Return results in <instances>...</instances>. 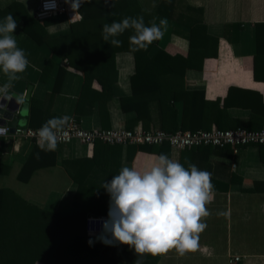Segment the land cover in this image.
Masks as SVG:
<instances>
[{"label":"crops","instance_id":"1","mask_svg":"<svg viewBox=\"0 0 264 264\" xmlns=\"http://www.w3.org/2000/svg\"><path fill=\"white\" fill-rule=\"evenodd\" d=\"M11 1L0 0V6L5 7ZM24 1L30 15L35 17L34 11H29L31 0ZM139 1L150 11L162 2ZM165 3L172 6L173 16L158 15L155 19L157 24L161 18L168 20L167 30L157 48L187 56L191 47L192 19L202 21L206 33L218 38L216 58H207L202 69L187 68L183 79L170 78V83L171 80L176 82L177 93L197 89L204 91L205 98L210 101L221 99L223 104L228 99L231 103L225 110L228 127L248 128L253 121L262 124L258 129H263L264 78L260 80L255 74L264 77V60L256 65L255 56L258 54L256 24L264 23V0H166ZM235 23H241L242 29L233 31ZM70 25L69 18L52 22L47 31L52 37H59L70 32ZM23 27L24 22L17 21L13 35L29 61L26 70L17 74V80L23 79L33 87L26 126L41 127L53 117H76L84 72L71 66L66 57L58 56L46 44L37 43ZM205 36L202 31L197 39ZM260 38L264 39L263 33ZM49 60L53 66L44 80L42 74ZM115 61L116 69L110 73L114 95L108 102L109 117L103 120L99 102H96L94 110L82 115L79 121L85 128H127L133 124V129H143L144 122L140 119L135 124L130 123L137 112L124 111L120 100L123 96L133 95L132 76L137 70L135 54L118 52ZM61 67L65 74L60 91L55 93L54 85ZM168 78L165 76L163 80ZM6 81L7 77L0 72V86ZM101 84L94 79L95 89L102 90ZM181 97L175 101L179 121L185 106ZM33 99L37 100V105L32 110ZM153 101L151 129L160 127V107L158 100ZM208 113L205 109L206 116ZM213 127L217 125L213 124ZM36 145L23 137L0 138V264L7 256V247L13 244V239L7 236L9 231L16 233L29 228L38 220L40 210L74 213L82 207L87 211L86 219L108 216L110 196L102 188L103 182L111 181L124 166L141 172L148 170L161 153L178 160L186 168L191 163L211 172L214 191L206 205L211 214L202 218L207 228L200 234L199 248L183 256L170 250L157 255V264H231L230 260L235 256L241 257L236 264H264V145H247L237 151L231 147L179 150L169 145L137 147L103 142L90 145L73 140L65 145L58 144L53 151L56 153L55 164L37 168L29 181H22L19 174ZM111 255L126 263L133 258L116 248L111 250ZM34 264L46 263L37 260Z\"/></svg>","mask_w":264,"mask_h":264},{"label":"trees","instance_id":"2","mask_svg":"<svg viewBox=\"0 0 264 264\" xmlns=\"http://www.w3.org/2000/svg\"><path fill=\"white\" fill-rule=\"evenodd\" d=\"M165 1L162 0L158 7L150 11L139 0H82L77 9L79 19L71 22L69 33L59 37H52L47 31V26L52 22L68 20L67 14H56L40 21L30 15L25 4L20 0H12L5 7L0 6V21L8 13H12L16 21L24 22V31L37 43L46 44L58 56L66 57L71 66L82 70L85 78L76 105L75 118L79 121L82 115L92 112L96 102H99L100 114L105 120L109 117L108 102L114 95L110 73L116 69V54L130 51L129 37L134 32L128 29L115 37L122 41V45L116 47L103 40L102 26L113 21L119 22L125 17L143 16L146 25L155 20L158 15L172 18V6L166 5ZM192 21L194 23L190 24L192 27L191 47L187 56L171 54L164 49L157 48L159 40L153 42L147 50L141 49L133 52L137 68L132 76L133 95L123 96L120 99L124 111L135 110L137 112V116L130 123L135 124L140 119L144 122L143 129H151L154 122L150 107L156 99L160 107V129L169 132L179 129H211L213 124L222 129L230 128L225 122V110L231 104L228 99L223 104L221 99L210 101L205 98L204 91L197 89L184 90L182 94H178L175 89L177 88L175 80H171L170 83V78L183 79L187 68L202 69L207 58H216L218 55V38L207 34L205 24L199 19H192ZM242 27L241 23H235L233 31H238ZM256 29L258 54L255 56V63L257 65L259 61L264 60V39L260 38V34H264V23H257ZM202 31L206 36L197 39ZM52 66L53 62L49 60L42 79L48 78ZM64 74L65 69L61 67L54 85L55 93L60 91ZM165 76L169 78L163 80ZM255 77L260 80L264 78L257 74ZM94 79L102 83V90L99 91L93 87ZM180 95L185 101L181 121L178 120L179 110L175 104V101L180 99ZM36 105L37 100L33 99L32 110ZM205 109H208L210 113L208 116L205 115ZM261 127L262 124H254L251 121L248 128ZM127 128L133 129L134 126L129 124ZM41 151L36 145L19 174L20 180L27 182L37 168L55 164V152ZM37 152H40L41 161L35 158ZM40 211L38 220L29 225V228L22 229L20 232L16 231V233L14 230L9 231L7 236L13 239V244L7 247V256L1 264H34L37 260L46 264H134L137 260V254L129 246L116 242L106 245L97 239L99 236L89 235L86 228L87 211L85 208L79 207L74 213ZM89 240L93 241L91 245ZM113 248L131 254L133 256L131 262L126 263L113 257L111 255ZM158 259V256L145 254L142 257V264H157Z\"/></svg>","mask_w":264,"mask_h":264},{"label":"clouds","instance_id":"3","mask_svg":"<svg viewBox=\"0 0 264 264\" xmlns=\"http://www.w3.org/2000/svg\"><path fill=\"white\" fill-rule=\"evenodd\" d=\"M69 2V0H65ZM82 0H73L71 8L79 9ZM45 3V9L50 8ZM168 26L167 18L145 24L143 16L125 17L121 21L102 26L103 40L119 47L122 41L115 38L132 29L129 37L130 51L147 48L163 38ZM17 21L12 13L0 21V72L7 81L0 86V98L11 100L8 95L12 81L29 65L25 51L17 46L14 31ZM19 98V97H18ZM71 118L53 117L36 130L40 150L57 149L61 133ZM40 159L39 152L35 154ZM110 196L108 219L103 222L100 242H113L129 246L137 254L134 264H142L145 254L157 256L170 250L183 256L199 248L200 234L207 228L202 218L211 213L206 207L212 199L214 185L212 173L188 164L186 168L167 154L157 156L156 163L143 172L124 166L111 181L103 182ZM110 236V238H109ZM93 241L89 240L91 245Z\"/></svg>","mask_w":264,"mask_h":264},{"label":"built area","instance_id":"4","mask_svg":"<svg viewBox=\"0 0 264 264\" xmlns=\"http://www.w3.org/2000/svg\"><path fill=\"white\" fill-rule=\"evenodd\" d=\"M51 6L45 9V3ZM73 0L64 4L61 0H39L35 11V17L44 21L56 14H67L71 22L79 19L77 10L71 8ZM68 124L61 133L59 143L67 144L77 140L84 144H95L103 142L106 144H120L123 146L131 145H150L161 146L169 144L179 150L209 146L212 148L231 147L235 151L247 145H264V128L249 129L246 127L226 128L213 127L211 129L182 130L169 132L164 129H129L126 127L113 128H85L74 116L70 117ZM40 127L17 126L15 132L11 133V127L0 123V138L10 136L23 137L36 142V130ZM108 216H91L86 219L87 232L102 233L103 222ZM241 260L240 256L231 258V264H236Z\"/></svg>","mask_w":264,"mask_h":264},{"label":"water","instance_id":"5","mask_svg":"<svg viewBox=\"0 0 264 264\" xmlns=\"http://www.w3.org/2000/svg\"><path fill=\"white\" fill-rule=\"evenodd\" d=\"M32 89V85L28 86L25 80L19 79L8 92L12 99L0 98V123L10 126L11 133L15 132V127L27 125Z\"/></svg>","mask_w":264,"mask_h":264},{"label":"rangeland","instance_id":"6","mask_svg":"<svg viewBox=\"0 0 264 264\" xmlns=\"http://www.w3.org/2000/svg\"><path fill=\"white\" fill-rule=\"evenodd\" d=\"M22 1H24V0H22ZM26 1V3L28 2V0H25ZM24 1V2H25ZM64 4H66V2H65V0H61ZM38 3H39V0H31V1H29L28 2V6H29V11L30 12H32V11H34V13H35V11H36V9H37V7H38Z\"/></svg>","mask_w":264,"mask_h":264}]
</instances>
